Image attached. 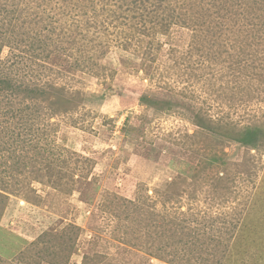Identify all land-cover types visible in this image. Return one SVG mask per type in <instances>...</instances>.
<instances>
[{"label": "rangeland", "instance_id": "374dc122", "mask_svg": "<svg viewBox=\"0 0 264 264\" xmlns=\"http://www.w3.org/2000/svg\"><path fill=\"white\" fill-rule=\"evenodd\" d=\"M93 1L0 0V264H264V0Z\"/></svg>", "mask_w": 264, "mask_h": 264}, {"label": "trees", "instance_id": "16d2710c", "mask_svg": "<svg viewBox=\"0 0 264 264\" xmlns=\"http://www.w3.org/2000/svg\"><path fill=\"white\" fill-rule=\"evenodd\" d=\"M79 2V5L75 6L76 13H79L81 15H85L87 12V0H77ZM89 2L95 7V3L93 0H89ZM191 4V2H189ZM91 7V5H90ZM94 9V8H93ZM95 10V9H94ZM10 11L8 9V6L5 7V5H0V52L3 50L4 47H8L9 49L17 48V44L20 45V38L14 36V32L18 31L16 30V23H13L12 20L13 18L9 17ZM86 23V22H85ZM78 25V24H77ZM39 45H41V42L39 40ZM27 47L29 50H34L33 43H27ZM25 49V48H24ZM12 58V57H11ZM17 65L18 61H11L7 66L0 65V73L4 74V78H0V96L4 97L7 95H18V96H23L28 99L32 98L35 96V94H39L41 91L40 87H37L36 85H30V83H25L17 78V76L12 75L13 73V67L14 65ZM15 65V66H16ZM3 74H0L2 77ZM11 74V75H10ZM8 76V77H7ZM52 88L53 85H50ZM44 92V89L42 90ZM12 101V100H9ZM22 104L26 105L27 110L31 108L28 106L27 103L21 101ZM24 105V108H25ZM23 108V111L25 110ZM16 111V110H15ZM13 111V112H15ZM10 112V111H7ZM12 112V111H11ZM22 137L23 141L29 142V139L25 140V136H27L33 126V122H31V112L27 115L25 114L23 119H22ZM26 144V143H25Z\"/></svg>", "mask_w": 264, "mask_h": 264}]
</instances>
